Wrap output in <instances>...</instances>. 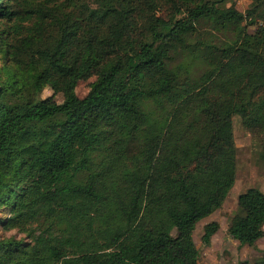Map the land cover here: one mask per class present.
Returning a JSON list of instances; mask_svg holds the SVG:
<instances>
[{"label":"trees","instance_id":"16d2710c","mask_svg":"<svg viewBox=\"0 0 264 264\" xmlns=\"http://www.w3.org/2000/svg\"><path fill=\"white\" fill-rule=\"evenodd\" d=\"M229 2L0 0V226L29 239L0 235V264H200L193 232L236 180L233 117L264 135V27L245 25L264 0ZM203 19L237 37L193 46L191 78L170 63ZM238 205L230 232L254 244L264 192Z\"/></svg>","mask_w":264,"mask_h":264},{"label":"rangeland","instance_id":"374dc122","mask_svg":"<svg viewBox=\"0 0 264 264\" xmlns=\"http://www.w3.org/2000/svg\"><path fill=\"white\" fill-rule=\"evenodd\" d=\"M253 2L254 0H230L228 4H234L237 9L246 12ZM249 22L246 21L245 25L248 26L247 29L250 32H255L258 27H264V12L260 18L254 21V24H249ZM196 26V31L189 40L190 45L176 51L170 63L174 70L179 67L185 68L183 72L191 78H198L206 68L205 63L201 62L200 53L195 55L193 46H196L200 41L208 44H221L237 37V31L233 27H217L214 22L207 19L201 20ZM5 62V57H0V72ZM95 79V76H92L79 81L76 89L79 97L82 98L88 93ZM41 96L42 98L52 97L59 103L64 99L63 94H55L50 87H45ZM233 132L237 149L236 180L223 205L196 225L193 238L199 250L200 264H243L256 261L264 255V236L254 244L242 245L230 232L232 219L240 212L238 205L240 194L251 188H258L264 192V135L261 132L248 129L238 115L233 117ZM2 215L6 216L5 213ZM212 222L218 223L219 228L211 237L209 244H205L203 241L205 228ZM173 234H176V230H173ZM0 235L29 241L27 235L17 226L10 228L0 226Z\"/></svg>","mask_w":264,"mask_h":264},{"label":"water","instance_id":"95a60500","mask_svg":"<svg viewBox=\"0 0 264 264\" xmlns=\"http://www.w3.org/2000/svg\"><path fill=\"white\" fill-rule=\"evenodd\" d=\"M233 236V235H232Z\"/></svg>","mask_w":264,"mask_h":264}]
</instances>
